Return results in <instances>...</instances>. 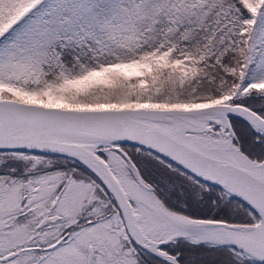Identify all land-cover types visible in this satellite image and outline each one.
Returning a JSON list of instances; mask_svg holds the SVG:
<instances>
[{
    "label": "snow or ice",
    "instance_id": "1",
    "mask_svg": "<svg viewBox=\"0 0 264 264\" xmlns=\"http://www.w3.org/2000/svg\"><path fill=\"white\" fill-rule=\"evenodd\" d=\"M0 264H264V0H0Z\"/></svg>",
    "mask_w": 264,
    "mask_h": 264
}]
</instances>
